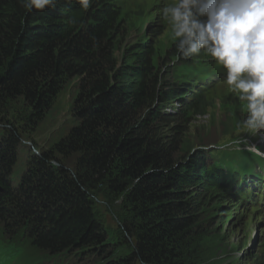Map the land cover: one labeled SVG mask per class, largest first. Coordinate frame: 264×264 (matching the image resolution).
Listing matches in <instances>:
<instances>
[{
    "label": "trees",
    "instance_id": "1",
    "mask_svg": "<svg viewBox=\"0 0 264 264\" xmlns=\"http://www.w3.org/2000/svg\"><path fill=\"white\" fill-rule=\"evenodd\" d=\"M144 9L117 0H90L84 9L77 0H58L55 8L29 12L20 0H0V116L13 103L27 108L23 125L7 120L11 127L0 139V219L8 240L19 235L27 247L52 254L93 253L96 264H197L202 241L213 236L206 201L216 217L224 211L227 220L234 214L242 222L246 201L233 200L243 171L229 168L214 148H197L181 161L183 129L174 125L168 136L159 127L173 124L179 110L188 118L210 106L195 88L209 80L214 61L204 53L181 57L175 38L157 63L141 29L133 43L125 36L117 46L123 13L138 22ZM153 28L164 30L158 22ZM120 49L126 50L118 58ZM71 77L80 78L74 103L80 124L52 149L29 156L14 185L23 133L35 131L31 125ZM169 106L175 111L167 112ZM237 151L241 160L253 153ZM210 157L218 162L210 164ZM99 199L119 222L118 243L133 246L130 255L113 256Z\"/></svg>",
    "mask_w": 264,
    "mask_h": 264
},
{
    "label": "rangeland",
    "instance_id": "2",
    "mask_svg": "<svg viewBox=\"0 0 264 264\" xmlns=\"http://www.w3.org/2000/svg\"><path fill=\"white\" fill-rule=\"evenodd\" d=\"M119 3L129 5L134 8H145L141 15L129 18V14L122 19L125 30L121 31L118 37L117 46L122 45L125 36L129 37L130 42H134L137 32L141 29L147 31V40L158 52L154 61L158 63L166 52H168L175 38L172 35L171 24L162 17L163 7L174 3V0H117ZM160 23L164 29L161 33L154 30L155 23ZM127 45H124L125 48ZM126 49L117 51L118 58L124 55ZM204 51L202 50L201 54ZM198 55V56H199ZM205 58L214 61V68L210 71L211 76L207 81H201L195 88L198 97L206 96L210 106L202 108L201 114H189L188 118L178 115L174 122H164L159 127L168 135L172 136L174 125H180L183 129L182 145L179 156L181 161L188 158L197 148L212 149V153L218 158H225L229 168H239L243 174L237 177L234 191L237 197L234 203L242 205L244 201H252L247 213L243 215L242 222L236 221V216L230 220L224 217L222 211L217 217L213 211V203L206 201L203 204L205 209L204 220L208 221L213 232L212 237H206L199 247V258L197 264H264V157L257 156L255 153L248 155L247 160L238 157V151L232 134L243 128V120L247 117L246 102L239 101L226 82V69L210 55L204 53ZM170 61V59H166ZM166 70V68H165ZM166 76H163V80ZM173 82V77L170 78ZM80 78H67L63 87L54 97L51 107L45 112L42 119L35 120L31 125L35 131H25L18 147L19 159L13 167L11 179L14 185L21 182L22 175L27 170V160L29 156L44 150L52 149L53 145L75 126L80 124V120L74 114V103L78 95V83ZM26 106L23 103H13L12 109L0 116V139L7 127H11L7 120L23 125L21 118L26 113ZM250 136L248 133L240 135ZM264 139V132L258 135ZM216 158L210 157V164L217 163ZM99 210L105 221L108 232L107 242L114 246L113 256L130 255L133 246L129 243H118L119 237L116 233L118 220L114 213L109 210L105 202L99 199ZM258 204V205H257ZM245 204H243L244 207ZM257 205V206H255ZM255 206V209H253ZM259 216L254 214L258 212ZM255 210V211H254ZM262 219L263 221H260ZM236 221V222H235ZM247 231V234H246ZM24 241L20 239L5 240L0 238V264H96L97 258L93 253H86L81 256L70 254L67 251L52 254L48 251H41L35 247L24 249ZM262 250V251H261ZM253 254L252 258L249 255ZM8 257V258H7ZM257 260V261H253ZM32 261V262H31ZM134 264H143L137 260Z\"/></svg>",
    "mask_w": 264,
    "mask_h": 264
},
{
    "label": "clouds",
    "instance_id": "3",
    "mask_svg": "<svg viewBox=\"0 0 264 264\" xmlns=\"http://www.w3.org/2000/svg\"><path fill=\"white\" fill-rule=\"evenodd\" d=\"M77 2L84 9L90 6V0ZM20 3L31 12L55 8L58 0ZM161 15L171 24L181 57L194 58L203 50L226 69L227 84L239 101L246 102L242 124L244 133L250 135L231 136L235 139L231 143L264 157V151L254 145L257 139L264 142L258 136L264 132V0H174L163 7ZM166 111L175 109L169 106Z\"/></svg>",
    "mask_w": 264,
    "mask_h": 264
},
{
    "label": "water",
    "instance_id": "4",
    "mask_svg": "<svg viewBox=\"0 0 264 264\" xmlns=\"http://www.w3.org/2000/svg\"><path fill=\"white\" fill-rule=\"evenodd\" d=\"M53 163L57 165V163H56V162H53ZM58 166H59V165H58ZM1 189H2V188L0 187V191H1Z\"/></svg>",
    "mask_w": 264,
    "mask_h": 264
},
{
    "label": "bare ground",
    "instance_id": "5",
    "mask_svg": "<svg viewBox=\"0 0 264 264\" xmlns=\"http://www.w3.org/2000/svg\"><path fill=\"white\" fill-rule=\"evenodd\" d=\"M193 75V74H192ZM8 258V257H7ZM32 262V261H31Z\"/></svg>",
    "mask_w": 264,
    "mask_h": 264
}]
</instances>
